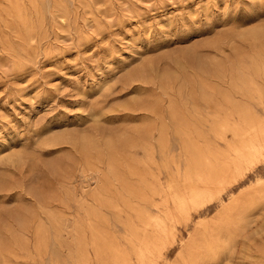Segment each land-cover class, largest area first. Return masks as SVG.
I'll return each mask as SVG.
<instances>
[{
	"label": "rangeland",
	"instance_id": "rangeland-1",
	"mask_svg": "<svg viewBox=\"0 0 264 264\" xmlns=\"http://www.w3.org/2000/svg\"><path fill=\"white\" fill-rule=\"evenodd\" d=\"M143 244L264 264V0H0V264H142Z\"/></svg>",
	"mask_w": 264,
	"mask_h": 264
},
{
	"label": "bare ground",
	"instance_id": "bare-ground-1",
	"mask_svg": "<svg viewBox=\"0 0 264 264\" xmlns=\"http://www.w3.org/2000/svg\"><path fill=\"white\" fill-rule=\"evenodd\" d=\"M263 147L262 146H253L251 151L245 155L238 156L235 160L233 166L229 168L228 176H230V180L228 185L237 184L239 180L244 177L246 173L252 170L261 160L263 156ZM135 176H138L140 172H132ZM138 177H141L139 175ZM212 200V197H199V198H188L185 203L182 205L181 210L177 214L171 213L168 217V220L164 222H158L156 225V230L158 235L165 237H172L174 234V230L179 223V216L186 215V218H191L192 214L203 209L207 203ZM170 212V211H169ZM69 223V222H68ZM162 238V237H160ZM139 256L142 261V264H146L145 260L148 256H150V251L146 244H143L139 248ZM119 263V262H118Z\"/></svg>",
	"mask_w": 264,
	"mask_h": 264
}]
</instances>
